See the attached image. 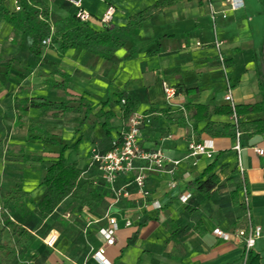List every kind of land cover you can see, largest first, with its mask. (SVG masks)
I'll return each instance as SVG.
<instances>
[{"label": "crops", "instance_id": "1", "mask_svg": "<svg viewBox=\"0 0 264 264\" xmlns=\"http://www.w3.org/2000/svg\"><path fill=\"white\" fill-rule=\"evenodd\" d=\"M3 1L5 8L13 13L14 0ZM39 1L49 9L50 35L54 33L50 17L61 20L62 24L65 18L73 16L74 10L62 0ZM157 1L83 0V7L93 16L88 25L99 33L104 32L106 28L125 29L134 15L148 11L149 18L143 23L141 30L135 32L136 38H128L125 45L118 49L109 61L101 59L96 53L92 54L91 48L72 49L60 57L56 51L57 46L52 43L48 47L42 46L39 57H28L26 51H29L32 44L31 38L25 35L21 39L20 31L0 18V124L8 127V135L1 137L3 142L0 143L4 150L0 157V207L3 206V196L7 193L3 194L2 190L12 188L11 184H20L22 191L27 193L34 203L41 199L44 187L31 183V171L38 169L37 166L46 160L44 155L51 151L50 148L58 147H47L49 144L30 140L26 128L21 125H26L23 124L25 122L44 123L51 139L58 143L63 139L58 131L56 136L48 129L47 118H43L41 110L16 112V98L44 96L56 103H65L66 98L73 111L57 115L68 116L74 112L70 103L76 99L79 101V98L74 97L91 102L90 100L97 97L96 93L104 95L105 100L108 96L112 103L113 94L120 96L125 92L138 102L135 113L149 116V123L142 126L140 131V146L144 150L161 149L167 158L178 160L180 163L173 175L164 172L148 174L147 202L121 205L124 216L130 218L133 225L121 229L116 245L108 249L107 258L111 264H241L244 258L243 246L233 241H224L215 236L213 231L220 229L230 233L235 228L245 227L246 210L242 207L241 189L237 190L241 187L243 178L251 223L260 228V235L264 233V154L261 156L254 151V148L264 151V133L255 132V129L241 131L240 163L244 170L242 177L238 171V155L234 150L235 136H232L233 131L229 127H235L234 117L214 111L230 107V103L225 101L228 86L235 106L254 105L264 98V26L262 42L259 45L251 36L255 33V29L251 27L252 18L248 14V11L255 7L252 0H244L242 10L227 11L226 20L218 16L215 31L203 0L183 1L163 9L153 7ZM255 2L264 8V0ZM109 5L114 6L116 12L111 24L103 26L98 19ZM243 16L248 17L247 23L243 21ZM146 26L152 29V34L156 32L150 40L142 39ZM219 30L228 33V47L222 48L223 43L220 41L224 64L220 62L219 51L213 45L215 37L218 40ZM15 35H19L17 43L13 42ZM131 49L136 50V55L130 59L128 54ZM101 50L102 47H96V51ZM44 60L54 63L58 70L70 76L67 92L48 87L47 82L53 68L46 65ZM9 62L12 63L8 67ZM236 62L243 65L245 72L241 76H232L231 79L229 75L234 73L232 66ZM46 74L47 77H42ZM54 81L59 83L60 78L54 76ZM36 82L43 83L38 86L37 92L32 90ZM163 83L176 90L175 97L169 102L163 93ZM96 84L97 88H94ZM188 104L206 107L207 117L201 119L202 112L199 111L198 121L193 119L195 111L187 110ZM79 107L85 108L80 104ZM105 108L103 111L107 112ZM151 110L155 112H150ZM33 114H40L43 119H32ZM89 116L87 119L83 116L79 122L84 121L79 133H75L79 123L74 128L73 135L77 138L70 145L71 148L78 141L81 143L86 136L100 137L99 129L103 128L104 118L101 116L103 121L99 120L96 132L88 135ZM121 116L122 113L114 126L113 119L117 116L114 117L113 113V118L109 121L110 134L107 135L106 129L103 128L105 141L98 150H108L110 141L124 129L125 123ZM258 121H264V108L262 112L236 116L238 125ZM208 124L212 126L207 127ZM204 140L213 141V158H186L188 145ZM89 154L85 161L76 156L74 159L78 162L69 163H76L83 171L86 169ZM57 155L58 153L54 155L55 159ZM26 156L40 157L42 161L27 162V166L23 163ZM68 157L67 155L66 158ZM213 163L214 170L202 180L215 175L219 182L210 196L203 198L198 192V179L206 167ZM184 174H187L185 178ZM94 175L95 173L84 175L82 180ZM18 180L22 182L19 183ZM173 181L175 186L170 187ZM187 193L191 195L190 199L186 203L181 202L180 196ZM233 194L237 206L234 205ZM151 200L159 201L161 208L153 209L149 204ZM24 202L32 210L26 199ZM65 206L64 202L58 209ZM52 217L44 221H40L35 215L20 219L30 236L24 246L17 249L16 257L10 264H84L85 259L76 251V242L73 244L69 238L58 241L54 248L44 245L43 239L46 235L50 231H56L52 228ZM69 223V228L76 227L80 221L73 220ZM198 223L205 230L203 236H200L196 229ZM49 227L51 230L43 236V228ZM6 229L3 245L11 248L17 242V235L13 234L15 225H9ZM137 231L138 234L135 235ZM6 254L7 251L0 252V261ZM260 264H264L263 261Z\"/></svg>", "mask_w": 264, "mask_h": 264}, {"label": "trees", "instance_id": "2", "mask_svg": "<svg viewBox=\"0 0 264 264\" xmlns=\"http://www.w3.org/2000/svg\"><path fill=\"white\" fill-rule=\"evenodd\" d=\"M183 1L189 0H158L154 8L163 9L166 7L174 6ZM202 0H199L201 2ZM20 11L10 13L4 6V1L0 0V18L3 19L8 24L14 26L18 31H20L21 39L23 36L27 35L31 38L32 44L29 51L32 55L39 57L41 55L42 45L41 42L50 35L51 25L49 22V9L39 0H19ZM149 18L148 11H142L134 15L128 22L125 29H119L113 32L111 29L106 28L104 32H96L89 27L88 24H82L76 21L74 16L65 18L62 21V27L57 29L51 35V42L57 46L56 51L61 57L67 51L72 49H87L93 47H102L101 51H97L96 55L101 59L109 61L115 54V52L122 48L126 40L132 36L134 32L141 30L143 23ZM19 35H15L13 42L17 43ZM136 55V50L131 49L128 54V58H134ZM46 65L53 68L50 73V80L47 82L49 88L61 90L64 93L67 92V88L70 82V76L58 70L54 63L48 61H43ZM12 62H9L7 66H11ZM54 76L60 78V82L54 81ZM260 91L261 85H259ZM124 101L122 110V121L126 123L129 118L137 111L138 102L123 92L120 95V100ZM110 99L107 96L106 100L102 103V108L100 110V116L104 118L102 124L103 128L106 129V134H110L109 121L113 118V113L110 111L104 112L103 109L108 106ZM69 103H56L50 101L47 97L37 96L35 98H16L14 100V110L28 111L30 109H38L43 112L44 115L52 114H65L72 112L73 109L68 106ZM80 106L86 108L84 119H87L92 111V104L90 102L79 99ZM264 108V98L260 103L254 105H236L234 111L230 107L222 108L214 111L215 113H223L226 115L240 116L243 114L262 112ZM186 109H192L195 113L192 118L198 121V112H202L201 119L207 117L208 109L203 106L198 105H186ZM150 112H155L151 110ZM79 123L75 133H79L83 127V123ZM208 124L207 127H211ZM25 127L30 140L38 141L43 144H49L52 146H60V144L49 137V133L46 130L44 123L29 122L26 125H21ZM227 127L228 126H224ZM233 131L232 136H235V127L229 126ZM239 131L247 129H255V132L264 133V121H258L249 124H239ZM78 141L74 147L79 145ZM68 147L62 146L58 152L56 159L49 164L45 170L41 185L44 187L41 199L34 203L29 195L22 191L21 186L16 185L13 190L7 192L3 198L5 204L14 211V213L20 218L25 219L27 216L35 215L40 221H44L53 215H63L70 212V217H75L80 215L81 209L83 207L87 208L92 214L100 215L105 211L109 205V195L105 190L93 187L92 183L86 179L81 178V169L78 168L76 163H69L65 156ZM42 159L35 156L24 157V162H35L40 163ZM214 170V163L206 167L202 175L198 179V192L203 198H208L211 192L216 188L218 184V178L212 175L207 180L203 181V177ZM241 189L238 187L237 190ZM236 190V191H237ZM234 205H238L235 200V194H233ZM26 199L27 203L30 204L32 210L29 209L27 204L24 202ZM69 200L67 210L58 209V207ZM65 206V207H66ZM64 207V208H65ZM245 210L244 206L242 205ZM62 210V211H61ZM75 219V218H74ZM71 221L72 219H68ZM8 215L0 211V251H7V254L3 259H1V264H10L16 257L17 249L24 246L29 238V232L24 228L19 231L17 235V242L13 247H5L3 245V234L9 225H12ZM201 228V229H200ZM82 229V228H81ZM80 229V230H81ZM198 229V234L203 236L205 230L200 223L196 225ZM138 234V231L135 235ZM245 255V252H244ZM245 264H260V256L251 251L247 253V258Z\"/></svg>", "mask_w": 264, "mask_h": 264}, {"label": "built area", "instance_id": "3", "mask_svg": "<svg viewBox=\"0 0 264 264\" xmlns=\"http://www.w3.org/2000/svg\"><path fill=\"white\" fill-rule=\"evenodd\" d=\"M73 10V16L79 23L88 24L92 22L93 16L83 7V0H62ZM207 6L212 22L213 30H216V20L221 16L223 20L227 19V11H239L244 8V0H203ZM14 12H19V0H14ZM116 12L114 6L109 5L100 19L99 23L103 26H109ZM51 35L46 37L41 45L48 47L51 45ZM200 45L199 43L197 44ZM214 47L219 51L218 57L223 64L224 58L220 52L222 43L215 37ZM163 93L167 102L176 95V90L162 84ZM225 101L230 103L234 111L235 104L231 97V89L228 86ZM122 105L124 101H121ZM235 120V146L234 150L238 155V171L243 177L244 170L240 163L241 152V131L238 129L236 115ZM149 123V116L143 113H134L125 123L124 129L113 140L110 141L109 149L100 151L92 149L86 164V169L81 172V178L84 175L95 173L88 180L93 187L105 190L109 195V205L100 215L92 214L87 208L81 209L80 215L84 218V227L81 232L87 244L88 256L84 264L94 262V264H111L107 258V251L117 243L118 233L121 229L130 228L133 222L126 218L121 210L122 204L138 205L145 203L149 199V191L146 188L149 173H166L173 175L179 167V161L167 158L161 149L144 150L139 144L140 131L142 126ZM258 155H263L262 149L254 148ZM186 158L205 157L212 159L215 153L212 140H204L201 143L191 142L187 148ZM187 174L183 175V178ZM175 182L170 184L174 187ZM242 205L246 210L247 223L244 228H235L230 233L215 229L213 234L224 241H233L243 246L245 255L251 251L260 236V228L254 227L251 223L250 213L248 210V196L245 182L242 178L241 184ZM190 194L181 195L179 200L186 203L190 199ZM150 206L157 210L161 208L159 201L151 200ZM1 211V208H0ZM11 221L12 217L6 213ZM79 215V216H80ZM71 213L61 215L62 218L68 219ZM59 233L50 231L43 239V243L48 248H54L59 241Z\"/></svg>", "mask_w": 264, "mask_h": 264}, {"label": "rangeland", "instance_id": "4", "mask_svg": "<svg viewBox=\"0 0 264 264\" xmlns=\"http://www.w3.org/2000/svg\"><path fill=\"white\" fill-rule=\"evenodd\" d=\"M252 2L254 3L255 7L253 9H251L250 11H248L249 16H251L252 18V23H251V27L255 29V33L253 32L252 36V40L255 39V43L257 44H261L262 42V37H263V26H264V8L255 2V0H252ZM260 9V10H259ZM237 14L240 12H236ZM244 19L243 21H245L247 23L248 17L247 16H243ZM51 19V24L54 25V32L59 29L62 24H61V20H55L54 17H50ZM229 22V20H228ZM60 24V25H59ZM113 32H116L117 30L112 29ZM152 29H149L148 26L145 27L144 32L142 33V39L143 40H150L153 38L154 34H152ZM212 33V31H211ZM137 33H133L132 36L130 38H136ZM230 37V36H229ZM209 38V36H208ZM228 39V33L226 32H222L221 30H219L218 32V40L222 41L223 45L222 48H227L228 47V43L226 42ZM92 49V54H95L96 51V47L91 48ZM99 49V48H98ZM26 54L28 55V57H34L29 51H26ZM224 58V56H223ZM225 63V60L223 62V64ZM233 67V74L229 75V77L232 79L234 77L237 76H241L243 74V72H245V68L243 67V65L241 63H237L232 66ZM48 75H43L42 77H47ZM221 81V80H220ZM219 83V82H218ZM43 85L40 84V82H36V86L35 88H33L32 90H36L39 91L38 86ZM97 84L94 86V88L96 87ZM215 86V84H214ZM96 90V89H95ZM35 94V92H33ZM102 94V93H101ZM97 97L94 100H90L91 104L93 105L92 107V111L91 114L89 116L88 119V124L89 126V134L91 135L93 132H96L97 129V125L99 124V120L103 121V118L98 114L99 110L102 107V102L105 101V96L104 95H99L96 94ZM74 98H81V97H74ZM120 100V96L117 94H113L112 96V103H110L106 108L105 111L110 110L111 112L114 113V118L113 119V124L114 126L118 123L119 118L121 113H122V102H118ZM64 101L66 102V98H64ZM71 106L74 107V112L68 116H64V115H44L43 118H47L46 119V123L48 124V129H50L52 131V133H54V135H61L60 137H62V141L59 143L60 146H58L57 148H50L51 151L47 152L45 156L44 161H42L40 163L38 167V169L36 170H32L31 174H32V178L29 177V179L31 178V183L34 185H41V178L43 179L45 170H46V166H48L50 163H52V161L55 159V154L58 153V151L60 150V148L62 146H67L68 150L70 151L68 153V150L66 152V156L68 155V161H73V162H78L76 161L74 158L76 156H79L81 160L85 161L88 154L91 152L92 149H100L99 147L102 145L103 141H105V132L103 130V128H100L99 131L101 132L100 137L95 136V138H91L90 136H86L82 139L81 143L75 148H71L70 145L73 144V142L75 141V139L77 137H74L73 132H74V128L77 126V124L81 121V119L84 116L85 113V108H81L79 107V101L73 100L70 103ZM32 119H43L41 118L40 114H33L31 116ZM28 122H25L23 124H27ZM17 124V123H16ZM119 126V125H118ZM117 126V127H118ZM58 131V134H55ZM8 135V127L3 126L2 123L0 124V139L1 137H6ZM68 134H70V136H68ZM3 142V138L0 140V143ZM53 147L52 145H47V147ZM8 151L10 149V146L7 147ZM3 146H0V157L3 155ZM79 159V160H80ZM23 163L27 164V162ZM28 166V164H27ZM28 176V175H27ZM19 181V180H18ZM22 181H19V183ZM10 184H8L9 186ZM16 184H11L12 188H8V189H3V194H5L6 192L13 190L14 186ZM20 185V184H19ZM66 205L69 204V200H67L65 202ZM2 209L3 213H9L12 218L14 219L13 224L15 225V230L13 231V234H17L19 231L23 230L25 225L23 224L22 220H20V218L14 213V211L11 209V207L8 206V204H5V202L3 203V206L0 207ZM64 210H67V206L65 208H63ZM62 211V210H61ZM6 215V214H5ZM81 216V215H80ZM75 218V219H74ZM68 219H72L71 221H69ZM68 219H64L62 218L60 215H53L52 220H53V224H52V228L55 229L58 233H59V241L65 239V238H69L72 243L76 244V251L79 252V254L81 255L82 259H85L88 256V249H87V244L86 241L83 237V234L81 232V228L84 227V218L83 217H79V215L75 216V217H69ZM73 220H79V226L73 227L71 226L70 228L69 226V222H72ZM81 227V228H80ZM17 229V230H16ZM7 230V229H6ZM51 230V228H43V236L45 234H47L49 231ZM12 230H10L9 233H11ZM6 242L8 241V234L6 236ZM1 252V251H0ZM252 252L255 254H259L260 256V263H264V258L262 259L261 257L264 256V233H262L256 240L255 243V247L252 249ZM3 255V254H2ZM246 255H244V258L241 260V264H245L246 262Z\"/></svg>", "mask_w": 264, "mask_h": 264}]
</instances>
